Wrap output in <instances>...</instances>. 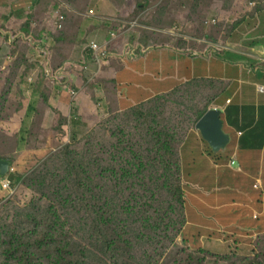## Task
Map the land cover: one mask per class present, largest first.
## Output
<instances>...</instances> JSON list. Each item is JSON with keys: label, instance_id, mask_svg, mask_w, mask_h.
Instances as JSON below:
<instances>
[{"label": "rangeland", "instance_id": "rangeland-1", "mask_svg": "<svg viewBox=\"0 0 264 264\" xmlns=\"http://www.w3.org/2000/svg\"><path fill=\"white\" fill-rule=\"evenodd\" d=\"M74 1L42 0L35 14V6L33 7L26 30L25 24L21 28L20 24L13 27L8 25L11 13L0 12V105L3 104L4 111L11 98L18 104L25 105V101L35 103L33 111L26 115L24 127L27 133L22 130L19 144L11 140L16 139L15 135L0 136V157L10 161L7 173L0 175V191L5 192L4 199H0V227L4 222L16 219V207H25L29 211V207L36 202L42 207L49 203V193L27 188L26 178L35 171L46 173L48 168L62 169V162L55 161V167L51 163L47 168H44V162L54 158L52 156L65 145H70L71 150L84 158L88 165L89 178H84L82 185L86 182L99 183L108 189L113 183H117L121 201L129 200L128 204L132 207L136 204L134 208L137 207L139 211L142 207L150 206L145 214L147 222L140 216V222L134 227L136 232L131 234L135 237V253L139 258L141 254L150 258L165 254L164 258L159 259L160 264H178L185 263L192 253H197L204 259L203 264H251L260 255L259 249L264 244V181L263 184L258 182L259 178L264 179V171L258 169L240 175L234 170L238 169L240 161L236 159L233 164V156L242 159L246 155L245 143L241 142L236 147L232 140L225 150L214 152L197 129L202 118L200 116L206 110L208 112L211 109L228 107V81L203 77L179 81L168 93L153 96L116 113H107L92 121L94 126H89L87 119H82L78 110L73 112L67 109L74 104L72 99L64 110H60L61 107L56 109L50 104V96L53 98L66 94L64 91H55L58 78H53L50 70H44L39 64L29 63L26 59L28 56L38 59L40 52L48 58L66 16L69 13L74 15L69 10ZM77 4L82 12L92 9L96 14L103 13L94 8L98 5L109 13L121 11L120 16L123 17L119 18L127 22H137L144 27L143 30L147 27H151L152 31L170 29V32L164 34L172 45L170 48H174L177 41L179 45L184 43L175 35L185 33L174 29L180 22H185L188 29L196 25L193 32H186L193 33L194 36L196 32L204 30L207 36L216 39L220 44L226 41L219 39V35L226 40L232 38L237 46H241L237 48V55L243 53V39L247 31L245 26H258L260 19L257 15L264 10V0H82ZM202 5L214 7L218 19H203L201 16L198 19L197 11ZM54 12L56 13L53 15ZM43 13L47 15H42ZM213 20L217 21L216 25ZM218 20H221L220 24ZM69 23L72 25L73 21ZM215 26L221 30L212 28ZM127 32L129 37L137 34L131 30ZM133 42L134 37L130 44ZM101 48L106 51V47ZM171 50L173 51H166L161 55L159 51L155 53L157 61H166V64L163 63L165 73H151L158 81H151L156 86H164L167 82L171 86L173 79L165 81L169 77L168 72L176 77V74H183L182 70L187 76H206L212 73L214 76L234 75L236 71L231 67L230 72L227 71L228 68L220 57L227 51L226 48L221 49L219 57L213 56L209 59L179 56L175 49ZM99 57L105 61L109 56L106 51V56ZM65 68L58 72V77L66 83ZM27 75L31 78L29 84L22 86L24 93L17 91L23 76ZM162 77L163 82L157 79ZM25 82L27 83L26 79ZM68 90L71 91V96H77L76 90L71 86ZM221 101L227 103L223 105ZM24 107L28 110L27 106ZM136 108L138 113L134 112ZM47 110H52L56 118L46 126L43 122ZM255 115L260 117L258 111H255L253 116ZM78 116L81 119L76 123ZM237 117L238 115L233 116ZM14 118L9 120L15 123ZM223 120L226 122L224 129L228 133V116H224ZM237 121L238 119L232 123L237 124ZM0 123L9 126L8 121L1 120ZM53 132L58 142L56 148L50 149L47 148L46 141L51 135L54 136ZM159 132L168 133V136L162 135V141L171 144L170 153H166L164 148H158L159 137L156 135ZM176 162L180 165L185 203L179 202L168 192L175 189L172 173L178 169ZM248 162L251 165L257 164L255 158ZM135 175L138 180L134 183ZM19 176H22L21 180L18 179ZM6 178L11 180L10 192H6L1 186L2 180ZM60 182L61 180L55 179L45 181L53 194L59 191ZM132 188L140 195L137 202L128 198L133 193ZM149 188L153 190L147 191ZM123 192L125 194H121ZM153 192L156 194L154 197L151 196ZM105 195L106 199L108 194ZM184 222L187 228L185 225L183 227ZM182 227V232L185 228L186 230L175 238L173 245L171 239ZM145 236L149 238L145 239Z\"/></svg>", "mask_w": 264, "mask_h": 264}, {"label": "crops", "instance_id": "crops-1", "mask_svg": "<svg viewBox=\"0 0 264 264\" xmlns=\"http://www.w3.org/2000/svg\"><path fill=\"white\" fill-rule=\"evenodd\" d=\"M41 1L0 0V12H4V14L10 12L11 15L9 20L7 19V24L12 27L20 24L19 28H21L23 24L28 22L29 15L33 13L34 6V14L37 13L38 4ZM78 1L82 0H75L71 7L69 6V10L74 14L75 18L70 13L66 16V19L64 18L66 21L57 35V39L53 44V50L50 52L48 58L46 59L40 52L38 59L32 56H28L26 59L29 63L35 62L39 64L44 70H50L53 78H58L55 83V91L66 92L65 95L63 93V95L53 96V98L50 96V104L53 107L58 110L61 107L60 110H64L72 99L74 104H71V108L67 109H71L73 112L74 110H78L79 114L82 115V119H87L86 121L89 126H94L95 123L93 122L107 113H116L140 104L153 96L168 93L172 89V86L178 84L177 82L179 81L191 80L194 77L227 80L228 107L221 109L224 112L228 111L227 125L230 128V132L228 133L231 136V142L232 140L234 142L233 146L239 147V143L244 142L246 145L245 149L247 150L246 155L242 159L233 156V164L236 159L240 161L238 169L234 170L240 175H243L245 172H255L258 169L261 172L262 170L264 171V146L262 148V145H264V121H262L264 120L262 118L264 117V91H261L264 87V10L257 15V18L260 19L258 26H245L247 31L243 39V53L242 55H237V48L241 46H237L235 40L233 41L232 38L226 40L219 35V39L226 41L220 44L216 39L207 36L203 32L204 30L196 32L194 36L193 33L183 35L184 40L191 39L195 42L193 46L190 42L183 41L184 43L177 44L178 46L174 48H170L172 45L168 43V36L159 35L158 33H147V36L143 35V40L141 41V31L130 29L134 33L137 31V34L129 37L127 31H123L121 27L115 30L113 26V24L120 22L136 25V23L127 22L125 19L119 18L123 17L120 16L121 11L119 13H109L101 5H98L94 6V8L101 10L103 13L97 12L96 14V11L92 9L89 12H82L79 4H77ZM42 15H47V13H43ZM197 16L198 19L199 16L203 19L210 17L218 19L214 7L209 5L200 6ZM59 17L63 18L61 15ZM72 21L73 24L70 25L69 22ZM218 22L220 24L221 20H218ZM195 27L196 25L188 29L185 22H180L179 26L174 29L177 31H189L191 33ZM212 28L218 30L220 27L217 28L215 26ZM148 30H151V28ZM169 30L166 29L164 31L170 32ZM252 32H262V34H252ZM112 33L115 34L114 37ZM173 33L175 32L173 31ZM136 35H138L139 41L130 44ZM80 37L84 41H81ZM92 42L99 44L100 47H106L109 57L105 61L104 59H100L98 51L90 50ZM40 47L42 48V45ZM187 48H190V50H187ZM223 48H226L227 51L222 56L220 55V57L227 66V71L230 72L229 67L236 70L234 75L222 74L214 76L212 73L206 76L198 74L187 76L184 74V70H182L183 74H176V77H174L167 71L169 77H166L165 81L173 79L175 82H172L171 86L167 84L168 82L164 86H156L151 82L153 79L155 82H158L156 77L151 75L152 72L165 73L163 63L166 64V61L164 59L157 61L155 58V53L158 51L161 55V53L175 49L177 51L176 54L179 56L183 55L190 58L205 57L209 59L213 56L219 57ZM230 62L233 64L230 65ZM26 64L27 62L24 63L25 66ZM62 68H65L66 83L60 81L58 77V72ZM24 70L26 71V67H24ZM23 78V81L19 84L20 88L17 89L19 92H23L22 86L24 87L25 84H29L28 81L31 76L27 75L26 77L23 76ZM157 79L162 80V82L164 81L163 77ZM69 86L76 90V97L71 96V89L68 90ZM74 98L77 99L74 100ZM25 102L27 103L25 105L18 104L11 98V102L4 108L1 119L3 122L8 121L9 126H3L0 123V136L9 137L8 135H15L16 139L11 138V140H15L16 142L14 143L16 144H19V135L25 123L26 115H29L33 111L35 105L34 102ZM11 104H14V106ZM24 106H27L28 110ZM255 111L259 112L260 117H257V115L253 116ZM250 113L252 114L251 116L249 115ZM237 115V118H233V116L236 117ZM12 117H15V123L9 120ZM55 118L56 115L53 111L47 110L44 115V125L47 126ZM79 118V116L76 117V123H79L81 119ZM246 118H250L251 120L249 121ZM237 119V124L232 123V121ZM55 136L56 134L54 133V136L51 135L46 141L48 143L47 148H56L58 141ZM250 143H253V145ZM254 158L257 160V164L251 165L248 161ZM259 164H261L260 167H258ZM263 181L262 177L258 179V182L261 184H263ZM4 197L5 192L0 191V199L2 200Z\"/></svg>", "mask_w": 264, "mask_h": 264}, {"label": "trees", "instance_id": "trees-1", "mask_svg": "<svg viewBox=\"0 0 264 264\" xmlns=\"http://www.w3.org/2000/svg\"><path fill=\"white\" fill-rule=\"evenodd\" d=\"M131 23L136 25L128 24L125 30L141 31V41L143 35L150 32L161 35L168 33L160 29L147 30L151 27L143 30L144 27L139 26L137 22ZM25 25L24 30L29 24ZM184 34L188 33L185 31ZM184 34L175 33L182 42L186 41L194 45L193 40H184ZM177 44H179L178 41ZM177 44L175 46H178ZM221 102L223 105L226 104L224 101ZM3 107V104L0 105V119H2ZM134 112L138 113L137 108ZM206 113L207 110L204 115ZM224 116H228V111L222 114V117ZM145 120L147 121L146 118ZM22 130L27 133L24 125ZM162 135L168 136V133L159 132L156 135L159 137L158 148H164L166 153H170L171 144L168 141H162ZM52 157L54 158L44 162V168L51 166V163L52 167H55L53 163L58 161L63 163L62 169L48 168L46 173L35 171L25 181L27 188H36V191L40 193H49V203L42 207L36 202L29 207V211L25 207H16L18 211L16 219L1 224L0 264H160L159 259L164 258L165 254L154 258L143 257L141 254L139 258L135 253L133 242L135 237L131 236L136 232L134 227L140 222V216L143 217L144 222H147L145 214L150 206L142 207L139 211L137 207L134 208L136 204L133 207L128 204L129 200L121 201L120 187L116 186L117 183H113V186L111 185L108 189L103 188L99 183L86 182L82 185L83 179L89 178L88 165L84 158L71 150L70 145H65ZM3 159L9 161L7 158L0 157V160ZM175 166L178 168L172 173V177L175 178V189H170L168 192L179 202L185 203L180 165L176 162ZM21 178L22 176L18 177L19 180ZM47 179L61 180L59 183L61 187L57 193L51 192L50 187L45 183ZM137 180L135 175L134 183ZM152 190V188L147 189V191ZM132 192L128 198L137 202L140 195L133 191V188ZM105 194H108L106 199ZM151 196L154 197L156 194L153 192ZM184 225L185 222L183 227ZM148 227L152 230L150 225ZM183 227L171 239L173 245L175 238L181 233L184 234L187 226L182 232ZM1 236H3L2 239ZM144 238L148 239L149 236ZM184 242L186 243L187 240L185 239ZM259 252L260 255L252 260L251 264H264V244L261 245ZM11 261L13 263H10ZM203 261L204 259L197 253H192L188 261L178 264H203Z\"/></svg>", "mask_w": 264, "mask_h": 264}, {"label": "water", "instance_id": "water-1", "mask_svg": "<svg viewBox=\"0 0 264 264\" xmlns=\"http://www.w3.org/2000/svg\"><path fill=\"white\" fill-rule=\"evenodd\" d=\"M223 113L222 109H211L197 124V129L201 132L204 140L210 144L215 152L225 150L231 142V136L224 129ZM9 165L7 160H0L1 176L7 173Z\"/></svg>", "mask_w": 264, "mask_h": 264}, {"label": "built area", "instance_id": "built-area-1", "mask_svg": "<svg viewBox=\"0 0 264 264\" xmlns=\"http://www.w3.org/2000/svg\"><path fill=\"white\" fill-rule=\"evenodd\" d=\"M213 21H214V24L216 25V24H217V21H216V20H213ZM198 22H199V20H198ZM127 25H128V24H127L126 22H124V23H123V22H120V23H115V24H113L115 30H117L118 28L121 27L123 31H126V30H125V27H126ZM210 25H213V24H210ZM210 25H209V26H210ZM131 26H134V25H131ZM112 36L114 37L115 34L112 33ZM134 41H135V42H136V41H139V37H138V35L134 36ZM135 42H133V44H134ZM91 48H92L93 50H95V51L99 50V53H100V56H101V57H102V56H103V57L106 56L105 48L102 49L100 46H98L97 43L92 42V43H91ZM261 91H264V87L261 89ZM1 186L3 187V189L8 190V191L10 192V191H11V188H12V186H11V180L8 179V178L2 180V182H1Z\"/></svg>", "mask_w": 264, "mask_h": 264}, {"label": "bare ground", "instance_id": "bare-ground-1", "mask_svg": "<svg viewBox=\"0 0 264 264\" xmlns=\"http://www.w3.org/2000/svg\"><path fill=\"white\" fill-rule=\"evenodd\" d=\"M6 191H8V190H6Z\"/></svg>", "mask_w": 264, "mask_h": 264}]
</instances>
